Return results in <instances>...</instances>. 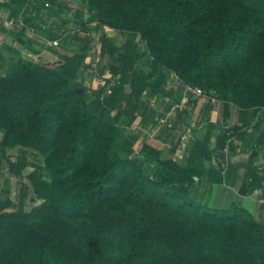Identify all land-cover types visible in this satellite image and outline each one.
I'll use <instances>...</instances> for the list:
<instances>
[{
  "label": "trees",
  "instance_id": "trees-1",
  "mask_svg": "<svg viewBox=\"0 0 264 264\" xmlns=\"http://www.w3.org/2000/svg\"><path fill=\"white\" fill-rule=\"evenodd\" d=\"M38 1L0 2L22 18L17 35H25ZM79 1L89 13L81 29L90 34L65 35L77 50L53 64L15 55L4 73L0 66V177L6 167L21 177L33 164L28 149L44 157L50 175H27L41 201L28 210L0 195V264H264V222L236 201L212 207L197 190L195 178L203 176L210 183L240 181L242 194L264 186V165L249 163L240 175L232 153L212 145L222 123L209 122L205 139L193 137L186 163L174 158L175 145L154 172L131 151L116 150L120 121L127 117L131 125L150 108L145 93L154 106L160 95L178 99L167 88L174 75L236 105L243 123L226 131L244 138L252 125L258 132L252 148L264 158V0ZM110 28L140 35L146 49L131 40L118 44ZM91 30L101 34L100 57L111 76L100 90L80 79L91 64ZM186 107L169 131L186 122ZM11 148H19L16 159ZM227 155L223 174L217 164ZM86 244L127 251L103 257Z\"/></svg>",
  "mask_w": 264,
  "mask_h": 264
},
{
  "label": "rangeland",
  "instance_id": "rangeland-1",
  "mask_svg": "<svg viewBox=\"0 0 264 264\" xmlns=\"http://www.w3.org/2000/svg\"><path fill=\"white\" fill-rule=\"evenodd\" d=\"M60 1V6H52L46 4L44 6L42 5V1H38L40 7H38V12H36L35 15L43 16L41 18V21L44 22V25L40 23H38V25L41 29H47L51 32L56 29H61V32L59 34L55 32L54 36H51L52 38L54 37L53 39L51 38L52 41L54 39H59L58 45H54L51 41V46H54V48H57L59 50H61L62 48H69V50L66 51L77 50L79 48L78 45H76V43L70 38L67 39L65 35L80 33L83 36H88V34H90V32L83 31L80 24V22H85L89 19L87 7L86 5H82L79 0ZM67 19H69L70 21H67ZM90 24V26H93L94 22ZM91 32L92 36L95 37V41L92 43L93 46L88 49V54L90 55L91 62H97L98 65L96 69L91 68L85 71L83 70L80 79H82L88 86H90L89 90H100L105 84H107V80L111 76L108 69H105L107 59L100 57L101 45L98 43V39L100 38L101 34L96 30H91ZM107 32L120 45L126 43L128 40H131L132 44L138 46L141 51H144L146 49V44L141 39L140 35H133L132 33L119 31L112 28L108 29ZM80 34L78 36H80ZM79 38L80 37L76 38V41H78ZM50 63L53 64L55 62ZM102 68L105 69V71H101ZM167 88H171L173 90L175 97L178 96V98H182V93H184L185 96H190L185 93L184 84L177 76H170ZM214 93V91H211L209 94ZM151 97L152 96L150 95V92H147L144 95L145 99L150 98L152 102L146 114L138 115L131 125L127 124V117L120 121L123 133L120 140L116 144V150H119L124 154L131 151L132 155L136 157L138 161L142 162L149 172H154L157 168V165H159L160 160L166 159V136L168 137V139H172L175 137H171V135L168 134L169 129L166 128L165 125L159 124V119L163 116L164 110L160 108V105L154 106V98ZM209 97L205 96V98ZM160 102H162L163 106L165 107L166 96L160 95L158 104ZM117 108L118 106L116 107V109ZM260 116L261 112H255L251 110V117L254 120H257L258 118H260ZM179 126L177 125V128ZM0 137H2L1 131ZM28 150V154L33 164L26 167L24 174L21 177L11 174L7 167L4 168L0 177V195L3 197L10 196L18 205L21 201H23L24 207L27 210L41 202L40 200L34 198L33 187L27 175L31 172H34L39 177H43L45 179L50 178V175L45 167L44 157L40 154L35 153V151L32 149ZM155 151H159V157H157L158 155L155 154ZM9 153L12 159H16L20 151L19 148H11L9 149ZM195 179L198 186L197 190L199 191V194L201 196L211 191L210 187L212 183H210L208 179H204V176L200 178L196 177ZM262 188L264 192V186ZM233 197L234 196L230 195L226 197L224 204L226 205L230 201H232V199L234 200ZM86 247L89 250H92L98 256L103 257H118L124 255L127 251V246L121 244H115L112 246H96L93 244H86Z\"/></svg>",
  "mask_w": 264,
  "mask_h": 264
},
{
  "label": "crops",
  "instance_id": "crops-1",
  "mask_svg": "<svg viewBox=\"0 0 264 264\" xmlns=\"http://www.w3.org/2000/svg\"><path fill=\"white\" fill-rule=\"evenodd\" d=\"M6 1L0 0L1 3ZM35 14L26 23L25 35L19 36L15 31L18 25H9V20L20 17L12 15L10 7L0 6V66L3 73L15 62V55H21L37 62H57L61 60L66 50H69V48L59 50L51 46V41L54 38L51 36H54L55 32L59 34L61 29H56L53 32L41 29L38 23L44 25V22L41 21L43 16ZM98 43L101 45L100 42ZM214 95L216 96L217 94L214 93ZM176 97L178 98V96ZM188 97L184 93H182V98L177 100L166 96V108L170 103L173 105L176 102L182 103L183 106H187L186 108L191 107L190 113L186 116V122L175 131H168V134L175 138L168 139L166 136V157L169 156L170 149L177 145L174 158L183 164L186 163L193 143V137L197 136L205 139L208 135L209 122H220L223 126L212 131L211 143L214 146L224 145L225 151L232 153V160L240 166L238 174H244L246 165L249 163L258 164L259 166L264 165L262 151L252 148L256 139L255 136L257 137L258 134L252 125L246 128L244 138L235 134L229 135L232 130L230 132L226 131L228 127L243 123L240 110L236 105L232 103L226 104L219 98L213 101L210 100V97L205 98V96L191 97V103L187 105V101L190 99ZM161 104L162 102L157 103L163 110L164 106ZM179 138H182L181 142H179ZM205 177L204 179H207ZM232 182L233 179H231V182L212 183L211 191L206 194L209 205L226 208L236 200V202H239L253 213L257 220L264 222V204L260 202V199L264 198L263 188H258L251 194H242L239 191L240 181L236 184ZM229 195L234 196V200L232 199L225 205L224 202Z\"/></svg>",
  "mask_w": 264,
  "mask_h": 264
},
{
  "label": "built area",
  "instance_id": "built-area-1",
  "mask_svg": "<svg viewBox=\"0 0 264 264\" xmlns=\"http://www.w3.org/2000/svg\"><path fill=\"white\" fill-rule=\"evenodd\" d=\"M46 5H49V3L47 2ZM20 24L21 25L23 24V20H22L21 17L20 18H11L9 20V25H11V26L20 25ZM52 42H53L54 45H58L59 44V39H54ZM97 65H98L97 62H91L89 69H91V68L96 69ZM184 90H185V93L187 95H190V96H192L194 98L202 97V96H208V97L210 96V100H213V101L216 98H218L217 95L215 96L214 94H209L210 93L209 91L205 90L204 88H202L200 86H197V85H194V84H191V83L184 84ZM182 107H183L182 103L174 104L173 107L170 110L166 111L163 114V116L160 117L159 124L160 125H165L167 127H172L173 126L172 118L177 115L178 110L180 108H182ZM226 152H228V151H226ZM230 161H231V158H230V156L227 155L226 160H224L220 165L217 164V167L222 170L223 174H225V172H226V170L228 168V164H229ZM260 202L264 203V198H261Z\"/></svg>",
  "mask_w": 264,
  "mask_h": 264
}]
</instances>
